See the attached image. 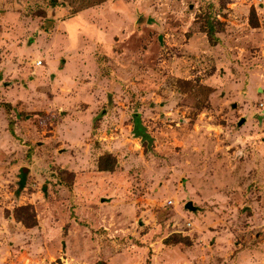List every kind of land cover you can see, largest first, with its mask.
<instances>
[{"label": "rangeland", "instance_id": "rangeland-1", "mask_svg": "<svg viewBox=\"0 0 264 264\" xmlns=\"http://www.w3.org/2000/svg\"><path fill=\"white\" fill-rule=\"evenodd\" d=\"M99 262L264 264V0H0V264Z\"/></svg>", "mask_w": 264, "mask_h": 264}, {"label": "trees", "instance_id": "trees-1", "mask_svg": "<svg viewBox=\"0 0 264 264\" xmlns=\"http://www.w3.org/2000/svg\"><path fill=\"white\" fill-rule=\"evenodd\" d=\"M252 16L254 17H250V22L253 26H256L257 22H256V18L255 15L252 13ZM209 36L211 38H213V33L212 30H210L209 32ZM134 131L135 133H137L138 136L140 137H148L147 134H143L145 132H143V127L140 124L139 118L136 116L135 120H134ZM99 169L100 170H113L114 166H115V158L114 156H112L111 154L107 153L105 156H101L99 159ZM97 264H102L101 262L97 263Z\"/></svg>", "mask_w": 264, "mask_h": 264}, {"label": "water", "instance_id": "water-1", "mask_svg": "<svg viewBox=\"0 0 264 264\" xmlns=\"http://www.w3.org/2000/svg\"><path fill=\"white\" fill-rule=\"evenodd\" d=\"M186 207L189 208V209H194V206L192 205L191 201L187 202Z\"/></svg>", "mask_w": 264, "mask_h": 264}, {"label": "crops", "instance_id": "crops-1", "mask_svg": "<svg viewBox=\"0 0 264 264\" xmlns=\"http://www.w3.org/2000/svg\"><path fill=\"white\" fill-rule=\"evenodd\" d=\"M37 64H39V62H37ZM9 125H10V131L12 132V129H11V123H10Z\"/></svg>", "mask_w": 264, "mask_h": 264}]
</instances>
